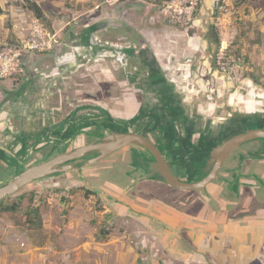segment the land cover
Wrapping results in <instances>:
<instances>
[{"label":"rangeland","instance_id":"374dc122","mask_svg":"<svg viewBox=\"0 0 264 264\" xmlns=\"http://www.w3.org/2000/svg\"><path fill=\"white\" fill-rule=\"evenodd\" d=\"M27 1L0 0L2 10L0 53L5 52L6 48L20 50L24 67L32 74L35 69L45 73L53 70L50 76L46 75L51 85L57 83L59 87L65 86L63 75L71 72L69 82L71 86L80 87L75 84L81 82L84 84L85 80L88 84L89 78L92 80L90 85L98 84L99 81L97 83L94 78L85 76L87 73L93 76L94 73L92 74L91 71L100 68L97 67L100 61L92 59L105 52L109 54L108 50L101 48L93 53L90 52L86 57L84 53L81 55L78 53V57L72 56L74 60L72 62L66 59L67 54H64L71 51L68 46L71 36L76 34L83 36L86 25L107 21L113 26L111 34L113 37L117 22L119 24L128 19L130 21L135 15L141 17L146 11L152 20V24L146 26L148 29L145 31L146 36L133 29L131 35L126 34V30H119L118 37L121 35L131 37L132 41L138 37V40L142 38L139 42L154 43L155 50L160 56H162L160 51L163 52L164 62L171 52L176 54L179 62L176 61L175 68L186 79L181 80L171 75L177 71L173 66L168 71L170 74L167 79H175L176 84L181 86V91L185 92L186 107H195L198 112L205 114L204 117L209 116L208 119L211 118L216 124L223 123L222 120L225 119H220L217 112L228 115L226 108L229 111H238L245 107L252 110L254 106L253 91L250 92L247 102L236 105L229 103L233 97L238 96V94L230 96L231 89L245 95L249 92V86L253 87L254 77L264 82V0H226V2L224 0H30L41 7L44 14L41 19L25 8ZM137 4L145 7L141 11L134 9L130 13L124 12L126 8L129 9L131 5ZM209 10L215 13L212 23L218 29L219 46L215 65L218 67V72H214L215 78L212 77L213 75L207 78L210 81V84H207L204 81L198 83L197 79L194 80V74L186 71L190 68V64L184 67V59L191 53L187 45L186 31L188 33L190 28L194 27L193 23L195 27L198 26L200 18ZM120 16L123 19H120ZM222 41L229 45L228 51L223 56L220 53ZM33 44L37 47L31 49L35 46ZM121 45L124 47V42L120 41L119 46ZM136 46L139 47V44ZM56 53L59 56L56 57ZM220 56L222 58H219ZM83 60L85 62H80ZM59 64H62L60 70H54L59 68ZM86 68L91 71L87 72ZM198 69L199 67L196 72ZM74 70H78L75 76ZM19 73L20 71L8 78L0 79V92L13 86L20 87L29 78L20 76ZM95 73L100 72L96 70ZM34 74L38 72L35 71ZM33 84L32 80L30 85ZM38 88L35 93L30 94L34 96L29 98L26 113L39 111V118L37 120L28 118L26 121L28 129L31 127L39 129L48 122L56 121L58 118L52 120L46 116L49 115V110L53 109V103H58L55 105L57 107L62 104L49 95L50 89L46 83L42 88L41 86ZM60 90L62 93V88ZM77 91L78 89L72 92V94L75 92V97ZM216 91H220L221 98L213 96ZM72 94L68 93L69 100ZM241 98L237 97L236 102L239 103ZM227 103L230 105H226ZM6 108L1 110L2 113L5 114ZM206 121L204 120V124H208V121L205 123ZM13 122L14 125L10 124V126L15 127L16 131L20 124L17 121ZM121 154L122 151L116 152L84 169L83 175L86 177L93 175L86 178L87 183L76 172L67 173L57 178L31 183L10 197L9 202L0 204V264H158V261L161 262L165 257L162 252L166 241L164 242L160 237L154 238L153 230L157 227L162 231L165 227L161 225L162 220L160 222L154 216L160 214L161 204L168 206L172 200L169 198L171 201L167 202L161 199L160 203L149 200L154 204L152 206L147 201H140L143 205L129 201L133 209L127 207L123 210L117 207L118 202L106 200L88 186L89 183L92 186L116 184L126 187L127 181L130 184V180L123 176L125 169L121 167ZM131 195L132 193L128 194L129 199L133 198ZM177 199H179L178 195ZM203 204L204 202L199 203L192 212L203 211L205 209ZM9 206L13 208L12 211L4 209ZM37 209L43 222L41 227H38V223L37 225L34 223L33 213L27 214L28 211L34 212L33 210ZM151 215L153 217H150ZM102 231L105 234L100 235ZM184 232L186 233V229L182 231ZM192 247L184 246L185 249ZM200 264L204 263L201 261Z\"/></svg>","mask_w":264,"mask_h":264},{"label":"flooded vegetation","instance_id":"af4514ba","mask_svg":"<svg viewBox=\"0 0 264 264\" xmlns=\"http://www.w3.org/2000/svg\"><path fill=\"white\" fill-rule=\"evenodd\" d=\"M205 12L206 15L200 18V24L195 27L193 23L194 27L190 28L188 33L186 31L187 45L191 53L186 57L184 67L190 64L186 71L194 74V80L210 84L207 78H211L212 75L215 78L214 72H218L215 65L219 33L212 23L215 13L211 10ZM126 24L125 21L119 24L117 22L113 37L111 36L113 26L107 21L86 25L83 36L77 34L71 36L68 45L71 48V56L72 51L76 57L79 56L77 51L84 53L86 57L90 52L101 48L108 50L109 54L105 52L100 54L99 58L92 59L100 61L97 66L100 68L96 69L100 73H95V69L91 71L86 68L87 72L91 71L94 74L83 75L94 78L97 83L99 81L98 84L90 85L92 80L89 78L88 84L84 79V84L83 82L75 84L80 87L71 86L69 83L71 72L63 75L65 80L63 88L57 83L52 85L49 83L46 75L50 76L53 70L45 73L35 69L34 72L37 71L38 74L34 72L32 74L30 70L24 69L19 75L29 78L20 87L13 86L14 89L10 87L1 90L0 187L8 183L14 174L45 163L61 153L100 143L103 138L116 132H131L143 135L154 149L159 151L171 173L179 180L195 185L208 179L211 181L195 190L176 189L161 179L162 168L154 153L142 146H126L117 152L122 151L120 158L121 167L125 169L123 176L130 180V184L127 181L126 187H120L116 184L92 186L88 183L91 189L106 200L118 202L117 207L126 210L130 207L129 201L143 205L140 201L150 203L151 199L159 202L164 199L172 200L171 204L179 209H184V205L191 201L190 212L194 211L193 208L199 203L204 202L206 210L210 204L208 199L211 200L208 187L213 186L219 191L220 200L228 203L229 215L237 216L239 213L249 212L262 214L264 138L255 137L242 143L221 163L213 156V152L236 135L264 131V87L261 84L256 85L254 81L253 87L249 86V92L245 95L231 89L230 96L238 94L237 97L245 99H248L250 92L253 91L254 106L252 110L245 107L241 108L243 110L229 111L226 108L228 115L217 112V116L225 120L216 124L211 118L208 119L209 116L204 117L205 114L198 112L195 107L185 106V92L181 91V86L176 84V80L167 79L169 70L167 71L165 65L160 62L161 56L156 52L154 43L139 42L142 38L138 40V37L135 41L128 37L130 40L126 42L123 35L118 37L119 30H126V34L129 35L134 32L133 28ZM138 32L142 35V30L138 29ZM120 41L124 42V47L119 46ZM32 80L34 84L31 86ZM45 83L50 89L49 95L62 103L59 107L55 106L58 103H53V109L49 110L46 117L58 119L52 123L48 122L39 129L35 127L28 129L26 127L28 118L33 120L39 118V111L26 113L29 98L34 96L30 94L35 93L39 89L38 86L42 88ZM76 89L82 92L75 97V92L73 94L72 92ZM68 93L72 94L70 100ZM213 96L222 97L220 91H216ZM229 103L226 105H230ZM132 106L139 107L134 115L128 114ZM4 107H7L5 114L1 111ZM214 114L216 115V110ZM204 120H207L208 124H204ZM13 121L20 124L16 131L15 127L10 126L14 125ZM90 158L92 157H84L69 164L79 168ZM88 167L79 172L74 170L69 173L76 172L87 183L86 178L93 176L83 175V170ZM60 176H50L42 180ZM130 192L132 199L128 198ZM9 198H5L0 204Z\"/></svg>","mask_w":264,"mask_h":264},{"label":"crops","instance_id":"0c3cea01","mask_svg":"<svg viewBox=\"0 0 264 264\" xmlns=\"http://www.w3.org/2000/svg\"><path fill=\"white\" fill-rule=\"evenodd\" d=\"M139 5H131L124 12L130 13L134 9L143 10L145 6ZM148 14V11H146L141 17L135 15L134 18L130 21L128 19L125 23L135 30H142V34L146 36L145 31H148L146 26L152 24ZM129 38L124 37L123 39L129 42ZM162 40L160 42L161 46L163 45ZM77 53L82 54L80 51H77ZM64 54H67L65 55L66 59L74 61L72 58V56H75L74 53L72 56L70 55L71 51ZM160 54H162L161 51ZM57 55L56 53L55 56L57 57ZM163 58L164 56L160 57V62L165 65L167 71H170L172 66L177 70L175 64L179 62V59L176 58V54L171 52L166 62ZM61 65L59 64V68ZM77 71L74 70V76ZM171 75L175 78L179 77L181 80L184 79L182 73H178V70ZM77 92L80 94L82 91L78 89ZM138 109L139 107L132 106L128 114H136ZM208 190L211 197V200L208 199L210 204H208L206 210L204 209L198 213L189 211L191 201L184 205V209H179L168 200V206L161 204L160 214L154 217H157L160 222L162 220L161 225L165 229L160 231L155 227L153 235L154 238L160 237L166 242L162 252L165 257L161 259L162 263L158 261V264H200L201 261L204 264H264V209H261L262 214L249 212L231 216L227 207L228 203L222 199L220 200L217 188L209 186ZM149 204L150 206L154 205L153 203ZM198 226L201 228H197ZM184 229H186V233H182ZM185 245L192 248L185 249ZM196 246H202V248H196Z\"/></svg>","mask_w":264,"mask_h":264},{"label":"water","instance_id":"95a60500","mask_svg":"<svg viewBox=\"0 0 264 264\" xmlns=\"http://www.w3.org/2000/svg\"><path fill=\"white\" fill-rule=\"evenodd\" d=\"M255 137L264 138V131L247 132L245 134L236 135L217 148L213 152V156L217 157L221 163L233 149ZM130 145L142 146L148 149L151 153H154L157 156L156 159L159 161L162 168L161 179L176 189L195 190L200 186H204L208 181H211V179H208L198 185H195L179 180L171 173L168 165H166L163 161L159 151L155 150L154 146L148 142L143 135L120 131L103 138L100 143H93L89 146L80 147L72 152L61 153L45 163L13 175L8 183L0 187V202L7 197L14 196L26 185H29L34 181L42 180L50 176H60L74 170L79 172L83 168L91 166L114 154L118 150ZM84 157L92 158L85 161L79 168H77L74 164H69L70 162H74Z\"/></svg>","mask_w":264,"mask_h":264},{"label":"built area","instance_id":"2783aa9c","mask_svg":"<svg viewBox=\"0 0 264 264\" xmlns=\"http://www.w3.org/2000/svg\"><path fill=\"white\" fill-rule=\"evenodd\" d=\"M224 2H226V0H224ZM33 45L35 46H32L31 49L37 47L36 44ZM228 49L229 45L222 41L220 48L221 56H223ZM221 56L219 58H222ZM22 61L23 55L20 50L14 51L12 48H6L5 52L0 53V79L8 78L16 72L23 71L25 67Z\"/></svg>","mask_w":264,"mask_h":264},{"label":"trees","instance_id":"16d2710c","mask_svg":"<svg viewBox=\"0 0 264 264\" xmlns=\"http://www.w3.org/2000/svg\"><path fill=\"white\" fill-rule=\"evenodd\" d=\"M25 8H26V9H29L30 11H32V12L36 15L37 18H40V19H41V18H43V16H44L41 7H40L36 2H31L30 0H28ZM0 13H2L1 8H0ZM254 79H255L254 81H255L257 84H261V86L264 87V82L260 81V80L257 79L256 77H254ZM9 200H10V199H7L5 202H9ZM62 201H63V200H62ZM5 202H4V203H1V204L4 205ZM4 209H6L7 211H12V210H13V208H12L11 206H9V207H5ZM6 210H5V211H6ZM33 211H34V212H31V210H30V212L28 211L27 214H28V215H31V213H33V215H34V223H35L36 225H37V223H38V227H41L43 222H42V218H41L40 211H39L38 209H37V210H33ZM0 212H1V211H0ZM103 234H105L104 231H102L100 235H103Z\"/></svg>","mask_w":264,"mask_h":264},{"label":"bare ground","instance_id":"6f19581e","mask_svg":"<svg viewBox=\"0 0 264 264\" xmlns=\"http://www.w3.org/2000/svg\"><path fill=\"white\" fill-rule=\"evenodd\" d=\"M236 98L237 97H233L232 99H231V103L232 104H241V103H245V102H247V100H249V98L248 99H245V98H241V101L238 103V102H236L237 100H236Z\"/></svg>","mask_w":264,"mask_h":264},{"label":"clouds","instance_id":"9594fccd","mask_svg":"<svg viewBox=\"0 0 264 264\" xmlns=\"http://www.w3.org/2000/svg\"><path fill=\"white\" fill-rule=\"evenodd\" d=\"M218 68V67H217Z\"/></svg>","mask_w":264,"mask_h":264}]
</instances>
